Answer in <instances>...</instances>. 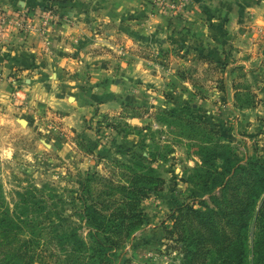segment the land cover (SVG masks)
<instances>
[{"label": "rangeland", "instance_id": "obj_1", "mask_svg": "<svg viewBox=\"0 0 264 264\" xmlns=\"http://www.w3.org/2000/svg\"><path fill=\"white\" fill-rule=\"evenodd\" d=\"M43 5L33 23L48 26L38 35L43 54L51 55L56 50L50 47L49 29L63 21L73 25L69 13L74 0ZM179 6V0L144 2L145 13L134 12L137 17L131 20L155 14L152 27L143 31L130 25V46L119 45L108 56L110 47L103 43L92 46L85 39L81 46L79 37L76 41L67 35L60 54L74 57L77 66L58 70L51 65L44 86L36 79L35 85L26 83L28 74L21 69L7 72L0 82V194L11 211L17 192L32 183L42 188L50 207L71 216L86 239L87 225L80 226L73 215L82 208L77 193L85 173L96 170L124 182L125 171L118 164H131L132 152L153 153L142 164L163 179L161 189L141 200L139 221L122 237L98 232L102 239L120 242L94 258L81 252L78 261L83 264H264V215L258 218L264 193L255 201L241 244L229 241L237 230L230 204H225L223 221L203 218L184 224L180 233L174 229L171 215L178 206L189 204L199 211L203 201L217 209L212 197L224 202L227 194L220 187L211 193L201 188V134L187 139L180 128L156 120L160 110L192 116L206 125L213 140L233 150L240 166H264V0H190ZM196 11L203 15L193 17ZM229 21L238 27L228 30ZM237 33L241 38L235 40ZM93 34L104 37V30ZM81 48L103 57L78 60ZM52 71L57 78L49 75ZM78 100L80 105L69 109ZM242 101L248 104L240 107ZM216 164L224 166L221 158ZM238 173L224 178L232 184L247 180Z\"/></svg>", "mask_w": 264, "mask_h": 264}, {"label": "trees", "instance_id": "obj_2", "mask_svg": "<svg viewBox=\"0 0 264 264\" xmlns=\"http://www.w3.org/2000/svg\"><path fill=\"white\" fill-rule=\"evenodd\" d=\"M247 104L242 101L240 107ZM156 120L169 127L180 128V133L187 139L201 134L198 138L201 144H197L201 148L199 153L204 169L201 188L204 192L211 193L214 188L220 187L227 194L225 197L222 195L224 202L221 198L212 197L217 209L209 207L203 201L201 204L204 210H194L189 204L178 206L177 214L174 211L171 215L174 229H178L180 233L184 224L189 221L201 222L203 218L209 222L214 218L223 221L226 215L225 204H230L237 216L234 220L237 230L229 241L234 239L236 245L241 244L246 238L255 201L264 193V166H240L233 150L218 140H213L206 125L192 116L160 110L156 114ZM145 129L150 130V126ZM136 134L142 139L140 130ZM131 156V164L120 163L117 166L125 171L124 182H115L96 170L86 172L83 176L77 193L82 208L75 209L73 215L77 216L80 226L83 222L87 225L90 235L86 239L80 235L79 226L72 223L71 216L63 217L55 208L50 207L42 188L32 183L22 186V190L17 192L18 199L12 211L0 194V264H83L78 261L81 252L89 253L88 258H94L118 245L119 240L109 237L102 239L97 233L111 232L122 237L125 229L131 227L135 220L139 221L141 200L160 190L163 184L161 177L148 172L149 167L142 164L148 162L149 156L140 152H132ZM217 158L224 162L222 168H218ZM236 172H239V178L246 174L247 180L236 184H232L230 179L225 180V174L233 176ZM241 186L243 188L239 190ZM263 215L264 208L263 211L260 209L258 218ZM239 254L240 251L237 250V255ZM223 263L225 261L221 260L220 264ZM235 264H241V261L237 260Z\"/></svg>", "mask_w": 264, "mask_h": 264}, {"label": "crops", "instance_id": "obj_3", "mask_svg": "<svg viewBox=\"0 0 264 264\" xmlns=\"http://www.w3.org/2000/svg\"><path fill=\"white\" fill-rule=\"evenodd\" d=\"M47 0H0V6H3L7 10L15 11L18 9L22 10H31L33 13H43V2ZM144 2L148 0H74L73 9L70 11L69 15L71 16L72 26L68 23L55 24V27L49 29L48 37L50 39L51 46L55 48L56 52H52L51 55L43 54L42 41L38 35L37 26L27 35L22 34L19 31H11L6 33L0 38V82L3 80L4 76L8 74H15L17 69H21V74H28L24 77L26 83L35 85L39 80L42 82V85H46L48 81H45L47 77V68H50L51 65L57 67L58 70L66 65V67H76L77 63L75 62L74 57L70 55L60 54L61 48L66 45L67 35L75 38L81 42V46H85V39L88 40V43L93 42L92 46H99L100 43H103L107 47V54L111 53V50L117 49L118 46L129 47L131 40L129 38V29L130 25H137L141 27L143 31L147 28L152 27V22L157 18L155 14H150L145 20H131V17H137L133 13L139 12V15L145 13L142 9ZM120 11V15L117 12ZM224 11H227V7H224ZM132 14V15H131ZM197 14L203 15L202 12H194L191 15L193 17ZM130 20V21H129ZM62 21V20H61ZM229 30H235L238 26L235 24L232 26L231 21L227 23ZM154 27H158L157 24ZM104 30V37L99 35H94L93 32L96 30ZM117 37L115 38V31L118 30ZM225 31V30H224ZM241 38L240 34H235V40ZM245 39V37H244ZM58 50V51H57ZM81 57H76L78 60L82 58L89 59L90 61L97 59L98 56L95 52H86L81 48L78 51ZM144 72L141 69V72ZM52 77L57 78V72L52 71L50 74ZM58 80V79H55ZM3 82V81H2ZM58 82V81H55ZM5 92V89L1 90ZM23 98V95H22ZM54 101V100H53ZM74 101L73 104L69 106V109H73L75 105L79 104ZM55 103H57L55 101ZM60 104V103H59ZM57 105V104H56ZM80 105V104H79ZM2 108L0 104V109ZM77 110H73L76 113ZM68 117V119H71ZM24 124H29V121L24 120ZM31 125V123H30ZM76 125V120H75Z\"/></svg>", "mask_w": 264, "mask_h": 264}, {"label": "built area", "instance_id": "obj_4", "mask_svg": "<svg viewBox=\"0 0 264 264\" xmlns=\"http://www.w3.org/2000/svg\"><path fill=\"white\" fill-rule=\"evenodd\" d=\"M180 6L182 3H187L190 0H179ZM33 12L31 10H22L18 9L15 11H10L0 6V38L6 33L13 31H19L22 34H29L31 30L35 28L33 23ZM48 27L46 23H42L40 26H37V29L40 30V33L43 34L44 29ZM19 93L16 92L18 97ZM23 99V98H20Z\"/></svg>", "mask_w": 264, "mask_h": 264}]
</instances>
